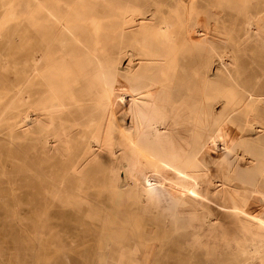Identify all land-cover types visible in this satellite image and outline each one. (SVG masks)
I'll return each instance as SVG.
<instances>
[{"label":"rangeland","instance_id":"obj_1","mask_svg":"<svg viewBox=\"0 0 264 264\" xmlns=\"http://www.w3.org/2000/svg\"><path fill=\"white\" fill-rule=\"evenodd\" d=\"M22 1L25 6L29 3ZM163 1L160 10L141 8L137 23L130 26L133 32L119 34L100 51L102 59L114 61L108 76L111 87L122 88L116 82L118 74L129 80L133 93L130 105L120 109L119 119L112 118L113 134L134 131L140 147L166 162L150 127L141 124L136 113L154 91L149 78L157 77L163 58H172V54L181 62L172 73L174 105L201 104L202 112H210L216 119L210 123L204 118V125L183 143L179 160L182 185L173 189L168 183L174 180L165 178L161 184L170 189L168 200L148 210L138 192L139 176L129 178L120 169L114 178L113 165L103 149L81 174L73 171L72 165L82 157L106 113L104 76L89 51L69 41L63 59H56L63 78L52 80L59 91L65 87L69 109L53 117L35 111L34 118L24 122L22 117L33 101V86L27 79L35 63L31 45L37 40L21 8L15 20L5 25L0 22L5 38H0V264H264V246L258 237H254L258 241L251 239L235 247L214 244L209 250L193 246L195 233L189 224V214L197 208L216 212L218 194H238L243 210L264 208L243 194L248 185L264 189V46L246 40L248 20L264 15V0H197V12L188 22L181 7ZM4 2L7 0H0V20ZM98 6L90 11L101 15L104 5ZM152 10H156L154 18ZM164 15L171 21L169 29L159 22ZM155 30L162 36L172 30L178 44L170 49L165 44L134 42L138 34L149 37ZM188 33L194 38L186 43ZM121 37L127 39L124 44H120ZM203 58L213 62V86L206 91L193 77ZM25 81L24 89L15 95L17 86ZM249 118L255 120L257 129L247 133ZM211 166H219L218 189L207 200L202 176ZM188 188L200 195L196 197ZM234 206L237 208L235 201Z\"/></svg>","mask_w":264,"mask_h":264},{"label":"bare ground","instance_id":"obj_2","mask_svg":"<svg viewBox=\"0 0 264 264\" xmlns=\"http://www.w3.org/2000/svg\"><path fill=\"white\" fill-rule=\"evenodd\" d=\"M124 1L125 3L117 0H29L28 5L25 6L24 1L22 0L19 2L17 0H7V2H4L1 5V8L4 11V16L1 18L0 22L5 25L12 19L15 20V18L19 15L18 10L21 8L23 11V19L31 25L32 32L36 35H34V37L37 41L33 43V46L31 45L34 49L32 53L34 54L33 57L35 58V63L29 73V79H27L29 84L33 86V101H31V104L28 105L25 113L22 111L24 113L22 117L24 122L29 119H33L35 111H43L49 117H53V115H55L54 113L63 112L69 109V103L66 99V96L68 95L65 87H63V90L59 91L52 80L54 78L61 81L63 78L61 76L62 70L60 71L55 64L56 59H63L66 49L70 48L69 41L74 42V44L77 45V48L89 51V56L95 59V61L99 64V68L102 70L104 76L102 83L105 91L106 113L97 132L92 135L90 140L87 142L82 157L78 159V161L75 160L76 162L72 165L73 171L81 174L84 166L88 162L94 160L100 150L103 149L107 159L109 158V161L113 165L112 175L114 178L117 177L120 169H124L129 178L139 176L138 192L144 198L145 209L148 210L151 207L159 208L163 205V203H165L167 196L170 193V189L168 190L165 185L161 184L165 178L174 180L173 182L168 183L173 189H176V185H182L184 175H182L183 172L181 170L179 160L182 158L180 150H182L183 143L188 142V139L193 137L196 134V131L201 128V125H204V118H208L210 123H213L216 118L213 114H210V112L203 113L201 104L193 107L185 105L184 108H178L174 105V101L171 96L172 73L181 62L179 61L177 55L172 54V58L170 56L163 58L161 69H159L157 77L149 78L150 86L153 87L154 91H152V94L150 93V95L147 96L148 102L144 103L139 108V113H136L139 115L138 118H140L141 124L150 127V130L153 133L154 141H156L159 147L164 150L166 162L161 161L159 157L146 152L142 147H140L136 141V135L133 133L134 131L130 132L124 130L121 136L113 134L112 118L115 116L119 119L120 109L122 111L123 107L130 105V102H132L131 94L133 93L130 90L129 80L119 76L118 74H115L116 82L119 83L118 85L122 86V88L114 89L111 87L108 76L112 74L111 68L114 66V61L111 59H102L100 51L103 48V44H109L112 40L116 39L119 34L127 35L126 31H128V33L133 32L132 29L130 30V26L137 23L138 19L136 18V13H141V8L147 9L155 7L157 10H160L163 8V5H165L163 0ZM167 1L173 2V6L175 5L178 8L181 7L183 9L187 22L190 21L193 15L197 12V0ZM99 4L104 5L102 7V12L99 11L101 15L90 11ZM123 8L126 9L125 15L122 13L124 11ZM151 12V17L154 18L156 10H152ZM217 17L218 18H216V20L220 21L221 16ZM151 21H154V19H151ZM159 22H161L164 29H169L171 21L167 15H164L162 20L160 18ZM15 24L17 25V23ZM212 25L215 30V22H212ZM15 28L16 27H14V30ZM20 31L22 30L20 29ZM145 34L146 33L135 36L134 42H141V44H165L164 47L170 49L178 44V37H176L172 30H169L168 35L164 36H162L158 30H155L154 34L149 37ZM186 37V43L187 40L189 41V39L194 38L191 37L189 33ZM0 38H4L1 32ZM121 39L120 44H124L127 40L122 37ZM145 40H148L149 42H145ZM219 40L220 42H224L222 36L219 37ZM246 40L254 41L256 44L264 46V15L258 18L251 16L248 20ZM75 55H77V57L79 56L78 51ZM107 57H109V54ZM157 59L159 61L161 59V55H158ZM222 62L225 64V61ZM212 63V61L203 58L199 68L193 75L198 86L203 91H206L213 86L211 82L212 77L210 75ZM133 65H135V63ZM18 81L22 82L20 79ZM25 85L26 81L22 85L17 86L15 95L19 94L24 89ZM62 85L63 84L61 82V88ZM132 96L134 97V95ZM134 105L136 106V104ZM132 109L134 110V107ZM36 117L38 118V116ZM245 125L246 127L244 131L247 133L257 129L255 120L252 118H249ZM134 126L136 127V125ZM220 145L221 144H219V146ZM244 161L246 162V160L243 159V162ZM241 166L243 167V165ZM218 170L219 166H211L202 176V181L205 184V197L207 200L209 195L211 193H215L218 189ZM186 191H192L196 197L197 195H200V192L193 188H188ZM243 194L248 196L250 201H253L255 205L258 204L260 206H264V189H261L259 185H248L244 188ZM237 195L238 194L236 193L233 194L230 196V199V197H228V195L226 196V194H218L217 199H215L217 204L215 210L216 212L212 210L214 213L197 208L195 212L189 214V224L193 227L195 233V238L192 242L194 247L196 245L199 247L205 246L209 250L214 244L235 247L240 244H246L251 239L257 240V237L258 240H260L259 243L264 246V208L258 210L257 212L249 211L251 209L243 210L240 205V199ZM197 200H199V202L201 201L200 198ZM234 201L237 203V208L234 206ZM196 207H198L197 204ZM207 210L209 209L207 208ZM141 212L146 213L145 210H141ZM262 256L264 258V253Z\"/></svg>","mask_w":264,"mask_h":264}]
</instances>
